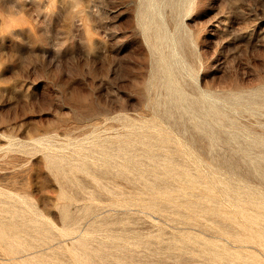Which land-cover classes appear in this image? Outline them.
<instances>
[{
	"label": "rangeland",
	"instance_id": "1",
	"mask_svg": "<svg viewBox=\"0 0 264 264\" xmlns=\"http://www.w3.org/2000/svg\"><path fill=\"white\" fill-rule=\"evenodd\" d=\"M0 264H264V0H0Z\"/></svg>",
	"mask_w": 264,
	"mask_h": 264
}]
</instances>
